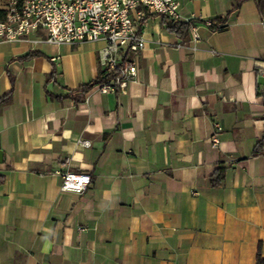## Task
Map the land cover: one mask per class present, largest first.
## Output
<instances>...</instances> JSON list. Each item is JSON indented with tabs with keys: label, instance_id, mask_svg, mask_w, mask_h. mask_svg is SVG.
Wrapping results in <instances>:
<instances>
[{
	"label": "crops",
	"instance_id": "obj_1",
	"mask_svg": "<svg viewBox=\"0 0 264 264\" xmlns=\"http://www.w3.org/2000/svg\"><path fill=\"white\" fill-rule=\"evenodd\" d=\"M232 5L181 0L195 43L147 12L136 79L80 102L102 40L0 38V96L14 77L0 109V264H264V16L242 0L203 24ZM67 168L91 174L84 192L60 189Z\"/></svg>",
	"mask_w": 264,
	"mask_h": 264
},
{
	"label": "built area",
	"instance_id": "obj_2",
	"mask_svg": "<svg viewBox=\"0 0 264 264\" xmlns=\"http://www.w3.org/2000/svg\"><path fill=\"white\" fill-rule=\"evenodd\" d=\"M180 6L181 0H3L0 38L12 41L42 30L41 40L52 44L102 40L100 65L105 80L95 89L125 92L137 77L134 54L146 43L142 32L146 13L188 20L182 18ZM203 24L210 28L213 21L205 19ZM188 33L190 42L200 39L196 23L190 25ZM256 66L258 73H264V61H256ZM260 92L264 93V86ZM78 144L87 147L90 141L80 138ZM55 172L61 178L62 191L82 193L91 183L89 172L68 168Z\"/></svg>",
	"mask_w": 264,
	"mask_h": 264
},
{
	"label": "trees",
	"instance_id": "obj_3",
	"mask_svg": "<svg viewBox=\"0 0 264 264\" xmlns=\"http://www.w3.org/2000/svg\"><path fill=\"white\" fill-rule=\"evenodd\" d=\"M242 0H233V5L231 10H229L226 14L221 15V16H217L214 20H213V24L210 27L211 29H215L218 26H220L221 24L225 23V21L227 20L229 14L238 9L241 5ZM256 5H257V9L259 11V13L264 16V0H255ZM161 18V23L164 25L165 29L168 30L169 32H172L174 34H176L177 36L181 37V38H186L187 34H188V30L189 27L192 23L197 22V20L195 19H188V20H183V19H179V20H171L168 19L166 16L164 15H160ZM39 55L38 52H28L22 56H19L17 59L18 60H28L33 56ZM55 70H53V72H51V74L49 75V78H53L55 75ZM7 75H8V80H9V84L10 87L8 89V91L3 94L2 96H0V109L8 104L11 103L12 101V93H13V84H14V77L13 75L7 71ZM105 80V77L103 76V71L102 69L99 71V74L92 79L89 82L83 83L81 85H79L76 89L73 90L72 92V97L75 100V102H80L84 99L85 95L91 90L93 89L96 85L102 83ZM262 145H264V143H262V141H259L257 143V145L254 147L253 153H258L259 151H261L262 149ZM225 167L224 166H218L217 168H215L212 173L210 174V182L212 185L217 186L221 183L222 179L224 178V174H225ZM257 262L258 263H264V259L261 258L260 253L258 251L257 253Z\"/></svg>",
	"mask_w": 264,
	"mask_h": 264
}]
</instances>
